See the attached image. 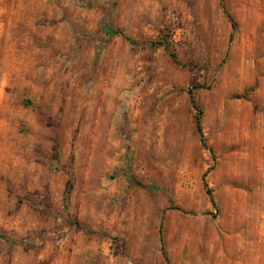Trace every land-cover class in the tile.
Segmentation results:
<instances>
[{"label": "rangeland", "instance_id": "rangeland-1", "mask_svg": "<svg viewBox=\"0 0 264 264\" xmlns=\"http://www.w3.org/2000/svg\"><path fill=\"white\" fill-rule=\"evenodd\" d=\"M0 231V264H264V0H0Z\"/></svg>", "mask_w": 264, "mask_h": 264}, {"label": "trees", "instance_id": "trees-1", "mask_svg": "<svg viewBox=\"0 0 264 264\" xmlns=\"http://www.w3.org/2000/svg\"><path fill=\"white\" fill-rule=\"evenodd\" d=\"M227 17L230 20V24H231L230 38H232L233 37V34L235 32L236 26H235L234 21L229 16H227ZM106 31H107V34L110 35V36L120 35V36H123L125 38H128V36L126 35V33L123 32L122 30H115L113 28H106ZM155 44H159L160 45L161 43L160 42H153V45H155ZM162 45H164V47L166 49H168V46L166 44H162ZM170 55L172 56L173 60L175 62H177L176 55L174 53H171ZM189 97H190V102H191L192 106L196 110V112L194 114V123H195V127H196V130H197V133L199 135L200 140L201 141H204V137H203V133H202V127H201V110L198 107V104H197V102L195 100V97H194V94L192 93V91L189 92ZM70 186H71V184L69 183V185H68V187H67V189L65 191V196H64V202L65 203L67 202V199H68V193H69ZM210 200H211L212 203H214L213 202V199L211 197H210ZM76 225L81 226V224H79L78 222L76 223ZM0 238L1 239L8 240V241L9 240L10 241H14V240H11L7 236V234L5 232H1V231H0ZM161 241H162V245H163V239H162V237H161ZM162 252L165 255V251H164L163 247H162Z\"/></svg>", "mask_w": 264, "mask_h": 264}]
</instances>
